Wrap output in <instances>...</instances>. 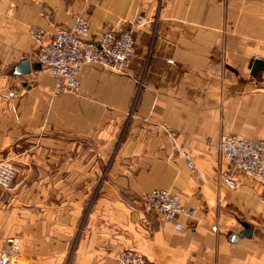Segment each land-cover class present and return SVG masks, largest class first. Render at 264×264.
<instances>
[{"label":"crops","instance_id":"0c3cea01","mask_svg":"<svg viewBox=\"0 0 264 264\" xmlns=\"http://www.w3.org/2000/svg\"><path fill=\"white\" fill-rule=\"evenodd\" d=\"M74 15L91 41L131 31L132 55L121 72L86 64L76 92L54 94L29 28L47 40ZM225 132L264 135V0H0V160L14 170L0 245L18 238L17 264H115L122 248L155 264H264V186L220 156ZM159 187L193 226L146 206Z\"/></svg>","mask_w":264,"mask_h":264},{"label":"built area","instance_id":"2783aa9c","mask_svg":"<svg viewBox=\"0 0 264 264\" xmlns=\"http://www.w3.org/2000/svg\"><path fill=\"white\" fill-rule=\"evenodd\" d=\"M132 26L144 23L137 15L129 22ZM88 21L81 15H74L70 27H59L47 40L38 27L31 26L29 33L38 42L37 62L47 68L53 78L52 92L74 93L79 86L78 74L86 64H98L106 69L122 71L133 51L131 31L122 25L113 24L102 28L94 39L85 38ZM156 129H163L177 147L175 134L161 123H154ZM217 149L227 163L239 173L247 175L264 186V135L252 139L238 133L219 134ZM178 148V147H177ZM188 168L194 167L190 154L178 148ZM14 170L7 160H0V185L8 186ZM222 179L229 187L235 186V179L230 173H222ZM142 200L149 209L156 211L164 220L173 221V227L180 229L179 222L174 221L179 213H185L188 226H193V208H185L178 195L167 188H153L142 194ZM19 240L16 236H6L0 245V264H17ZM115 264H155L147 261L142 254L130 248H122L115 256Z\"/></svg>","mask_w":264,"mask_h":264},{"label":"water","instance_id":"95a60500","mask_svg":"<svg viewBox=\"0 0 264 264\" xmlns=\"http://www.w3.org/2000/svg\"><path fill=\"white\" fill-rule=\"evenodd\" d=\"M21 73H29L30 72V67L27 61H23L19 65L18 69ZM250 226L249 225H244V230L242 231L243 234H248L249 233Z\"/></svg>","mask_w":264,"mask_h":264}]
</instances>
